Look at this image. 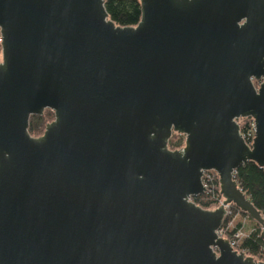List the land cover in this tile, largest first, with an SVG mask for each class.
Wrapping results in <instances>:
<instances>
[{
  "label": "water",
  "instance_id": "obj_1",
  "mask_svg": "<svg viewBox=\"0 0 264 264\" xmlns=\"http://www.w3.org/2000/svg\"><path fill=\"white\" fill-rule=\"evenodd\" d=\"M139 3L118 27L104 0H0V264H264L216 234L230 205L264 241L233 179L264 169V0Z\"/></svg>",
  "mask_w": 264,
  "mask_h": 264
},
{
  "label": "trees",
  "instance_id": "obj_2",
  "mask_svg": "<svg viewBox=\"0 0 264 264\" xmlns=\"http://www.w3.org/2000/svg\"><path fill=\"white\" fill-rule=\"evenodd\" d=\"M104 8L108 18L118 27H133L138 24L141 17L139 0H104ZM53 112L46 109L40 116H31L28 123V133L31 137H39L43 134L45 126L52 122ZM252 120L243 119L240 121V134L246 144L252 141ZM184 145V136L172 134L168 141L169 150H177ZM212 178L208 191L191 201L201 209L210 210L218 205L221 198L219 194L218 177L214 172H209ZM234 181L237 188L245 195L252 206L264 216V169L254 162H247L239 167L234 173ZM232 213L245 219L249 223L248 229L243 228L241 222L235 221L234 227L225 233V238L231 239L234 232L240 230L244 236L237 241L234 250L243 252L246 256L253 258L258 262H264V241L260 239V226L247 217L245 213L240 212L232 206ZM229 221L224 220L223 225Z\"/></svg>",
  "mask_w": 264,
  "mask_h": 264
},
{
  "label": "built area",
  "instance_id": "obj_3",
  "mask_svg": "<svg viewBox=\"0 0 264 264\" xmlns=\"http://www.w3.org/2000/svg\"><path fill=\"white\" fill-rule=\"evenodd\" d=\"M240 121H241V120H239V125H240ZM251 127H252V134H253V135L251 136V138H252V140H253V138H254V126H253V122H252V124H251ZM240 135H241V134H240ZM241 137H242V136H241ZM242 139H243V137H242ZM243 140H244V139H243ZM251 143H252V141H251ZM251 143H250V144H251ZM250 144H247V145H250ZM208 173H209V172H205L204 175H203V178H202L203 186H204V188H205V193L208 191L209 186H210V183L212 182V178L208 175ZM205 193H204V194H205ZM222 201H223V199L220 198V200H219V202H218V205H217L215 208H217V207L222 203ZM215 208H212V209H210V210H213V209H215ZM231 208H232V206H230V205L225 206V210H226V216H225V219L229 218V221H227V223H226L225 225H223V223H224V222H223L222 225H221V227L216 231V234H217L218 237L225 238L224 236H225L226 231H228V230H230V229H232V228L234 227V223H233V221L236 220V219H235V218H236V215H234V214L232 213ZM225 219H224V220H225ZM243 236H244V233H242L240 230H238V231L234 232V234L232 235L231 239H228V238H225V239H227V240L229 241V243L231 244V246H232L233 249H234V246H235V244L237 243V241H238L239 239H241Z\"/></svg>",
  "mask_w": 264,
  "mask_h": 264
},
{
  "label": "crops",
  "instance_id": "obj_4",
  "mask_svg": "<svg viewBox=\"0 0 264 264\" xmlns=\"http://www.w3.org/2000/svg\"><path fill=\"white\" fill-rule=\"evenodd\" d=\"M237 222H241V225L243 226V228L248 229L249 227V223L245 220V219H241L239 216L236 219Z\"/></svg>",
  "mask_w": 264,
  "mask_h": 264
},
{
  "label": "rangeland",
  "instance_id": "obj_5",
  "mask_svg": "<svg viewBox=\"0 0 264 264\" xmlns=\"http://www.w3.org/2000/svg\"><path fill=\"white\" fill-rule=\"evenodd\" d=\"M237 217H238V216L236 215V218H235V219H237ZM235 221H236V220H234L233 223H235Z\"/></svg>",
  "mask_w": 264,
  "mask_h": 264
}]
</instances>
